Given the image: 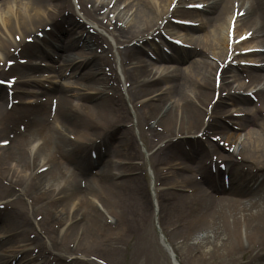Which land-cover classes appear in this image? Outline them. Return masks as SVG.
Wrapping results in <instances>:
<instances>
[{
    "label": "bare ground",
    "instance_id": "obj_1",
    "mask_svg": "<svg viewBox=\"0 0 264 264\" xmlns=\"http://www.w3.org/2000/svg\"><path fill=\"white\" fill-rule=\"evenodd\" d=\"M111 1L78 0V13L70 0L0 3V10H4L0 12V31L21 35L16 43L0 34L2 56L17 60L18 54L10 52L20 49V61L27 58L25 64L17 60L7 69L17 76L12 99L18 101L10 110L4 109L6 92L0 87V135L6 133L9 139L6 147L0 146V199L11 198L0 203L9 208L0 215V264H40V254L31 255L34 248H29L30 239L26 238L29 227L43 231L46 241H51L50 245L41 244L42 251L51 255L52 248L68 242H73L74 252L85 251L94 241L112 239L117 232L131 241L141 235L151 219L149 196L135 172L138 164L134 160L139 159V152L127 125L132 122L131 110L117 76L113 72L108 77L103 71L104 64H111V57L95 54L109 47L107 37L95 27L111 26L108 15L116 13L120 2L124 10L117 11L116 21L107 32L112 37L110 49L118 46L115 55L119 68L130 83L127 102L135 106L134 125L143 132L142 137L148 135L147 146L159 166L156 180L162 187L157 199L162 220L168 223L166 229L170 232L169 228L176 229L181 225L177 222H182L186 231L177 229L173 237L184 234L190 238L204 230L202 241L212 250L249 251V262L258 261L264 250V0H192L190 3H207L202 15L185 6L187 0H179L172 11L169 6L173 0H114V8L99 19V6L108 7ZM235 9V32L246 26L251 38L261 39L257 42L263 45V51L246 56L247 61L259 58L257 67L223 65L228 58V24ZM77 14L86 22L76 21ZM168 16L195 18L197 21H189L197 24L168 21L163 25V18ZM104 18L107 25L100 23ZM87 24L94 32L85 28ZM61 28L67 33L66 39L59 35ZM37 30H43L41 38L25 41ZM174 31L180 32L182 41L191 48L168 56L151 41L161 33ZM191 57H198L190 62L200 79L186 70ZM45 58L55 61L47 65L55 73L60 64L65 67V62L81 72L68 77L72 78L68 86L57 84L48 92H40L41 102L37 98L33 106L24 107L20 96L29 91L23 86L40 84L35 73L42 67L34 60ZM3 73L4 68H0V75ZM240 76L243 84L238 83ZM230 79L237 81L235 87ZM110 80L114 81L112 90L108 87ZM252 82L262 83V87L250 95L239 94ZM215 90L219 95L205 119V108L213 101ZM52 101L57 104L55 111L50 110ZM227 105L239 107L235 111L238 113L230 112ZM230 118H235L237 128L246 131L237 145L239 152L222 154L211 137L217 135L220 141L235 145L240 134L229 129L226 120ZM21 126L23 131L19 130ZM118 129L116 144L112 145L111 133ZM197 133H201L203 142L192 152L196 155L187 160L195 164L200 181L195 180L196 171L185 162L172 163L181 152L178 144ZM179 134L182 139L177 138ZM90 151L99 152L96 159ZM117 156L120 162L115 160ZM209 164L220 169L211 174ZM96 166L99 169L92 174ZM221 171L227 187L220 183ZM97 201L104 205L105 214L98 210ZM106 212L115 218L109 221ZM33 218L39 222H33ZM5 246L8 251L3 250ZM83 258L73 256L69 264H95ZM52 260L53 264H67L56 254Z\"/></svg>",
    "mask_w": 264,
    "mask_h": 264
},
{
    "label": "rangeland",
    "instance_id": "obj_2",
    "mask_svg": "<svg viewBox=\"0 0 264 264\" xmlns=\"http://www.w3.org/2000/svg\"><path fill=\"white\" fill-rule=\"evenodd\" d=\"M24 2H28V0H24ZM74 5H75V1H74ZM122 4L119 5V7ZM0 12H4V10H0ZM79 12V11H78ZM203 12V11H202ZM200 12V14L202 15L203 13ZM112 19V18H110ZM188 20V18H185ZM75 20H79L78 16H75ZM113 20V19H112ZM45 27H49L50 26H45ZM109 27V26H107ZM105 27V30L107 31L109 28ZM65 28V27H64ZM64 28H61L59 31V35L61 38H65L67 37V33L63 32ZM249 28H247L246 26H241L238 29V33L244 32V31H249ZM103 29V31H105ZM43 30H37V32L35 33V35H30V36H26V37H31V36H36L37 33H41ZM62 31V32H61ZM65 31V30H64ZM105 31V32H106ZM61 32V33H60ZM16 32L13 31L11 34L8 32V34H5L4 32L0 31L1 36H4L5 39L8 40H14V34ZM19 37H21V35L18 33L17 34ZM17 36V37H18ZM175 37V35H172ZM25 37V38H26ZM162 39L165 38L163 35L161 37ZM156 39V41H154V44H158L160 46V48H165L166 52H177L179 51V49H174L176 47H173V45L170 43V46L167 44V46L163 45V41L162 39ZM260 38H256L251 40L249 43H251V45H259L258 44V40ZM261 40V39H260ZM110 40L108 41L109 44ZM161 42V43H160ZM245 45V44H244ZM263 47V45L261 46ZM118 48V46H116V48L113 49V51L108 50V51H102L101 56H105V57H111L112 58V54L115 53L116 49ZM147 49H149V47H146ZM260 48V47H258ZM183 50V49H180ZM3 53H1L0 51V65L2 64V62L4 61L5 57L4 55L2 56ZM97 54V53H95ZM100 55V54H98ZM146 57H148L149 55L145 54ZM20 56L23 57V55L20 54ZM149 58V57H148ZM27 59V58H26ZM193 59H198V57H191L189 59V63L186 66V70H188L193 76H196L197 79H200L197 73L196 68H194V66L191 64V60ZM208 60L211 61V58H207ZM255 61H259L260 59L257 57H254ZM14 61V60H12ZM45 60H41V63H44ZM235 62H244V61H240V58H237L235 60ZM68 64V62H65ZM260 63V61L258 62ZM261 64V63H260ZM69 66V65H68ZM65 65V68L68 67ZM104 68H106V66H103ZM108 68L110 66H107ZM70 68V67H68ZM75 72H77L78 70H74ZM106 72V69H105ZM118 75L120 77V79L122 80V76L120 75V72L118 71ZM7 76L4 75L3 78H6ZM44 80V81H43ZM54 80H58L61 84L63 85H68V78H62L61 76H57L55 75L53 78H45L42 79V84L44 86H53L52 81ZM237 82V81H235ZM122 83V82H121ZM240 84H243V79L240 76V80L239 82ZM110 85V82H109ZM108 85V86H109ZM129 82L125 83V86H128ZM262 86V83H257V82H252V86L248 87V91H252L254 90V87L259 88ZM32 89H34L35 91H42V87H30ZM122 89H123V96L126 95L125 92V87L122 84ZM108 92V91H107ZM110 93H112V91H110ZM110 93H108L109 95H111ZM25 98H29V100H31V97H27L25 96ZM73 101L76 103V100L73 99ZM5 104V101H4ZM138 104V103H137ZM251 107L253 106V103L251 102ZM230 112L234 113L236 110H239V107H232L231 105H227L226 106ZM234 118H230L227 119V121L229 122H233L235 123V120H233ZM135 122V120H134ZM127 125L129 127H131V130L133 132V135L135 137L136 140V145H137V149L138 152L140 154V158L137 160H134L135 163L138 164V168L135 170V172L139 173L138 175L140 176V179L142 180L144 187L146 189V192L148 194V200L151 203L152 207H151V219L148 220V222L146 223V225L144 226L143 231L141 232L140 236H135L134 238H131V241H125L126 236L122 237L120 236V233L117 232L112 236V239H106L104 241H94L90 246H87L85 251H77L74 252V248L75 246L73 245V242H71L66 246H60V247H55L56 249H51V256L55 257L56 255L61 256L65 263H68V260H70V257L73 256H77L79 258H83L86 257L87 259H91L90 261L95 263V264H100L98 262H103L106 264H173L172 260L170 258V250L168 251L167 247H170L172 252L174 253L176 260L178 261L179 264H264V250L261 252L262 256L261 258L255 262H249L248 258V252L246 253H242L241 251L234 249V253L232 252V249L229 248H222L219 247L217 249L212 250L211 246L209 244H206L205 241H202V237H204V235L206 234V232H204V230H199L196 233H193L192 236L190 238H187L184 234H180L179 236L177 235L176 237H173L172 232H174L175 230L179 229H183L184 231H186V225H183L182 222H177L179 225L176 229H171L169 228L170 232L166 229L168 223L165 220H162L161 214L159 215L157 209L156 211L154 210L153 207V198H152V192H155V190H157V186H156V168L159 167L154 163V157L151 156L152 150L150 148H148L146 140L147 137L146 136H141V133H143L142 131L140 132L139 129H137L134 124H132V122H128ZM159 128H161L160 126H158ZM147 126L143 127L144 130H146ZM246 130H235L231 128V132H235L236 134H240L239 135V143L243 140L244 134H245ZM119 133V129L114 131L113 133H111V139H112V145L116 144L115 141H117V136ZM190 135V139H188L189 141H182L180 144H178L179 148L178 150L181 151L180 155L178 154L177 157L174 158V160H172L173 162H185V164L187 165L188 168H191L192 170L195 169V164L191 163L190 160H187V157H193L192 152H196V149L199 147V145L201 144V141L198 138H194L197 137L196 135ZM7 136L6 134H3L2 136H0V139H6ZM177 138H181L180 134L179 137ZM176 141V139H175ZM237 147V146H236ZM236 147H234V150H236ZM176 148V147H175ZM174 148V149H175ZM218 148V147H217ZM220 151L222 152L221 147ZM103 151V149H102ZM223 153V152H222ZM90 154V152H89ZM99 155V152L94 151V156L96 157ZM224 154V153H223ZM103 155V154H102ZM105 156V154L103 155ZM115 160L117 162L121 161L120 156L115 157ZM137 161V162H136ZM65 163H67L65 161ZM68 164V163H67ZM69 165V164H68ZM97 169H99L98 166L93 167V169L91 170V173L94 174ZM196 176H200L197 174L196 172ZM221 179V176H220ZM155 195V193H154ZM106 199H108L107 196H105ZM6 199H10V198H5V199H0V203H5ZM245 202V200H243ZM96 206L98 208V210L102 213L105 214V208L104 205L100 202L97 201L96 202ZM36 214V213H35ZM34 214V215H35ZM110 214V216H109ZM109 214L106 212V215H108V220H113V218H115L110 212ZM38 215V213H37ZM6 215L3 216L2 218L5 219ZM3 221H0V228L2 226ZM33 222L37 223L39 221H37V219L35 220L33 218ZM158 225V226H157ZM162 230H161V229ZM165 230H164V229ZM31 228H27L26 229V238L30 239L29 243H30V248H34L33 250L35 251L34 253H32L33 255H37L38 253L40 254V259L41 257H44V259L39 262V263H43V264H50L49 261L50 260H46L45 257L49 256L50 254H45L42 253L43 251H41V248L43 247V244H49L51 243V241H46L45 236L43 235V231H40L39 229L36 230H30ZM161 230V233H160ZM170 233V235L168 234ZM164 239L165 241V246L162 242V239ZM37 240V241H36ZM201 240V241H199ZM204 242V243H203ZM42 244V245H41ZM234 244V243H233ZM232 244V245H233ZM264 245V242H263ZM42 246V247H41ZM8 246H5L3 248V250L8 251ZM66 247L70 248V250L68 251L66 249ZM229 249V250H227ZM40 250V251H39ZM67 250V251H66ZM33 252V251H32ZM231 252V253H230ZM85 253V254H83ZM48 259V258H47ZM52 259V258H50ZM84 259V258H83ZM95 259V260H94ZM45 261V262H43Z\"/></svg>",
    "mask_w": 264,
    "mask_h": 264
}]
</instances>
